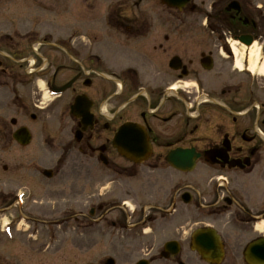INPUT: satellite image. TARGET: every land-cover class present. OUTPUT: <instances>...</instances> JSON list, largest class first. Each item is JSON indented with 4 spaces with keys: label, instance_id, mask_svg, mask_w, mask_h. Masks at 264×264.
Returning <instances> with one entry per match:
<instances>
[{
    "label": "flooded vegetation",
    "instance_id": "flooded-vegetation-1",
    "mask_svg": "<svg viewBox=\"0 0 264 264\" xmlns=\"http://www.w3.org/2000/svg\"><path fill=\"white\" fill-rule=\"evenodd\" d=\"M44 6L24 9L32 19L0 24V105L5 103L7 111L22 107L31 124L68 116L71 147L66 151L106 168L97 194L93 179L80 186L75 181V221L85 218L79 199L86 194L87 227L103 223L110 228L108 242L126 246L155 236L142 227L146 219L159 218L169 230L181 208L189 207L198 228L187 246L179 243L181 238L164 242L160 262L264 264V258L249 253L253 246H264V0H191L180 9L160 0H71ZM21 9L11 14L24 16ZM47 13L53 19L42 18ZM9 122L0 134L13 140L14 133L26 129L29 145L17 146L29 148L33 128H16L14 118ZM124 128L140 140L137 146L130 139L116 143ZM177 152L195 156L191 172L170 165L168 156ZM62 165L56 175H63ZM170 169L183 179L174 183L171 173L167 192L146 206L144 219L140 208L135 221V210L114 194L124 180L111 174L130 179L143 170ZM47 171L52 179V170L40 163L0 166V175L14 182L0 193V213L12 215L14 230L30 223L31 211L46 215L35 198L47 196ZM124 191L132 189L125 185ZM200 232L218 243L195 246ZM170 243L178 246L167 249Z\"/></svg>",
    "mask_w": 264,
    "mask_h": 264
},
{
    "label": "rangeland",
    "instance_id": "rangeland-1",
    "mask_svg": "<svg viewBox=\"0 0 264 264\" xmlns=\"http://www.w3.org/2000/svg\"><path fill=\"white\" fill-rule=\"evenodd\" d=\"M62 2L68 3L71 0H0V24L12 18L32 19V12L24 10L26 8L35 6L42 8L45 7L44 3ZM16 8H22L18 11L24 10L25 15L20 16L21 13L18 11H15L18 12L17 15L11 14ZM42 18L48 21L53 19L49 13ZM2 105H0V119L6 121L0 120V127L7 129L10 126L9 120L14 118L18 121L16 128L21 125L33 128L34 139L29 148L22 149L13 142L11 136L1 133L0 166L14 163H40L47 170H52L54 176L47 181V196L44 199L39 198V196L35 198L41 207H45L46 215L31 211L33 216L28 217L30 223L22 222L16 231L11 225L12 219L10 217L12 215L4 216L0 213V264H106L107 260H113L114 264H136L139 260H149L150 258L156 260L154 264H168L159 261L161 259L159 252L162 250L164 242L167 240L179 241L181 238L179 243L182 246H187V239L192 231L198 228L197 225L193 224L196 222V213L189 207L181 208L174 217L175 220L170 222L169 230L162 225L159 218L157 222L151 223L146 219L142 227L153 230L156 238L152 237L148 240L139 238V241L126 246H117L116 243L108 242L110 228H107L103 223L94 224V228L87 227L90 224L87 215L88 207L82 209L87 206L84 203L86 194L79 199V211L83 212L85 218L79 217L78 221H75V218L72 217L73 203L71 199L74 194L75 181L80 186L85 184L87 180L93 179L95 181V194H97L99 187L107 178L106 168L101 164H94L73 150L69 153L66 151L71 147L69 134L71 121L68 116L56 118L53 121L43 123L40 121L31 124L27 118L22 116L21 113H24L22 107L15 105L14 108H9L7 111L5 103L4 108ZM59 163L63 164L62 176L56 175V168ZM87 168L92 171L90 176H88ZM141 173L130 179L126 176L111 174V177L124 180V182L117 184L121 187L114 194L121 195V199L127 202L129 208L135 210L132 216L135 221L140 216L138 213L140 208H143L141 218L144 219L148 216L146 206L154 204L159 196L167 192L168 186L166 184H168L171 173L175 175V178L173 177L174 183H177L178 179H183V176H178L171 169L164 172L157 170L146 172L143 170ZM140 175L141 177H139ZM139 178L143 182L137 183ZM147 181H150L152 185L144 186L143 184ZM12 183L14 182L8 176L0 175V193H7L9 188L14 186ZM123 184L126 185V189H132V192H125V185ZM142 187H147L148 191L143 190ZM104 193V190L100 191L101 195ZM20 194L22 193H17V195ZM50 195L56 197L51 198ZM81 201L83 202L80 204ZM59 209H61V215L57 213ZM188 210L189 212H187ZM131 214L132 212L127 214V225H130L129 217ZM181 216L184 218L179 220ZM38 221L42 223L39 224ZM185 222L190 224L182 226ZM180 226L183 229L179 233L176 229ZM132 234L135 235L136 232L134 231Z\"/></svg>",
    "mask_w": 264,
    "mask_h": 264
},
{
    "label": "water",
    "instance_id": "water-1",
    "mask_svg": "<svg viewBox=\"0 0 264 264\" xmlns=\"http://www.w3.org/2000/svg\"><path fill=\"white\" fill-rule=\"evenodd\" d=\"M163 4L168 5L169 7H174L180 9L184 4L188 3L190 0H160ZM131 131L128 128L122 129L121 133L118 134V136L115 138L116 143L123 141L125 139H130L131 146H137L138 139H133L130 133ZM30 134L26 129H20L13 135V140L18 143L22 147H27L30 143ZM125 157L130 159L131 161L136 162L137 160L133 158L131 154H123ZM194 158L193 155L188 153H172L168 156V162L170 165H172L175 169L182 171V172H191L194 168ZM47 178H51L50 172L46 173ZM195 246H209L211 244L218 243V239L215 238L213 235H208L206 233H197L194 236ZM264 242V240L260 241ZM172 246H178L176 243H170L166 245V248H171ZM175 249V248H174ZM199 253L201 254L202 250L200 248H197ZM253 250L255 256L257 255L260 258H264V246H253L250 248L249 253H251ZM176 251V250H175ZM170 253V252H169ZM107 264H114L113 261L109 260ZM137 264H148L146 262H139Z\"/></svg>",
    "mask_w": 264,
    "mask_h": 264
}]
</instances>
